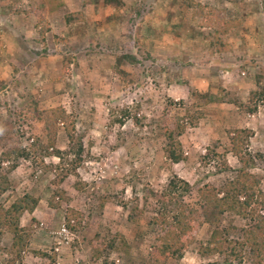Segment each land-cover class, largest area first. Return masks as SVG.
<instances>
[{"label": "rangeland", "instance_id": "1", "mask_svg": "<svg viewBox=\"0 0 264 264\" xmlns=\"http://www.w3.org/2000/svg\"><path fill=\"white\" fill-rule=\"evenodd\" d=\"M263 1L122 0V7L107 8L100 0H0V152L10 145L14 130L15 146L27 147L29 133L44 141L41 123L24 121L16 112L31 97L40 107H63L83 134L85 149L80 165L59 184L54 182L55 171H43L22 157L8 174L10 187L1 203L22 193L39 198L32 214L20 217L29 239L15 264L146 261L157 234L150 190L160 191L175 175L191 185V202L203 184L218 186L231 178L233 171L221 169L220 162L224 159L230 168L238 164L230 153L223 154L236 126L253 131L248 150L264 157V107L247 113L237 104L247 100L245 84L252 82L253 74L264 75ZM71 11H80L83 18L67 27L61 17ZM221 18L239 19L240 25L225 35L230 49L219 55L211 51L209 32ZM44 28L41 41L39 31ZM119 53L139 60L136 68H126L123 81L112 70ZM182 79L189 83H177ZM208 84L217 100L204 105L198 125L179 136L185 159L172 163L162 152V108L168 100H185L189 89ZM179 109L172 106L168 120L175 119ZM55 144L66 148L62 129ZM210 146L221 156L199 162ZM57 160L53 155L44 158L46 163ZM10 162L13 159L2 167ZM253 171L261 176L264 191V158ZM67 208L81 213L78 221L69 220L70 226L64 218ZM223 218L224 223L243 225L230 213ZM212 228L201 224L183 255L162 264L220 261L221 255L197 254ZM117 235L127 248L116 237V248L108 246ZM7 244L4 235L0 264L8 259L2 249Z\"/></svg>", "mask_w": 264, "mask_h": 264}, {"label": "trees", "instance_id": "2", "mask_svg": "<svg viewBox=\"0 0 264 264\" xmlns=\"http://www.w3.org/2000/svg\"><path fill=\"white\" fill-rule=\"evenodd\" d=\"M100 5L107 8H119L123 6V2L122 0H100ZM82 18L80 11H71L64 13L61 20L68 27ZM239 25V19H219L216 28L209 32L213 39L210 42L211 51L219 55L228 51L230 46L225 40V35L232 30H237ZM46 29L39 31L41 41L44 40L43 34ZM137 64L139 60L134 54L119 53L114 56L112 70L123 81L128 76L126 68H136ZM258 67L262 66L258 65ZM262 72L264 73V66ZM252 77V82L245 84L248 86L247 100L237 103L238 107L247 113L255 112L258 106L264 107V81L262 80L264 75L257 73ZM177 83L189 82L182 79ZM209 84L203 89H189L185 100L180 99L177 102L168 100L162 108L160 127L165 140L162 152L172 163L185 159L179 136L188 126L198 125L203 117L201 108L204 105L217 100L215 95L210 94ZM174 105L180 106L181 109L177 110L175 119L168 120V113ZM7 111L10 113L9 110ZM16 112L24 121L41 123L44 129V141L42 142L34 133H29L28 146L18 147L11 141L15 139L17 131L14 130L9 136L10 145L0 152V197L10 187L8 174L17 166L16 161L20 157L36 163L43 171H55L54 182L59 184L68 175L74 173L82 162L85 152L82 142L83 134L78 132L74 118L63 107H40L37 98L31 97ZM116 121L120 120L116 118ZM24 128L26 129V126ZM58 129H62L67 140L64 150H60L55 144ZM252 135L253 131L247 127L236 126L231 130L228 143L223 148V154L230 153L236 158L238 164L230 168L224 159L220 164L221 169L232 170L233 176L225 179L218 186L203 184L196 189L191 202L188 201V197L190 199L192 195L191 185L175 175L168 179L160 191L150 190L156 206L152 223L156 225L157 234L154 243L151 244L148 259L146 261L143 259V262L139 264H162L167 258H180L192 242L198 227L203 223L213 228L206 243L198 247L199 256L221 255L222 259L214 264H245V260H248L249 264H264V191L259 187L261 176L253 171L264 157L259 152L248 150L249 138ZM51 155L58 158L56 163L44 161L45 157ZM220 156V153L215 152L214 146H210L206 154L198 157V161L205 163L211 158ZM12 159L13 162L2 167L1 163ZM184 197H187L186 201ZM38 202L39 198L29 193L15 196L7 204L0 202V241L4 235L8 236V244L2 247L3 252L8 255L4 264H15L26 248L29 233L25 226L20 224V217L26 213L32 214ZM228 213L243 220V225L237 227L229 220L224 223L223 217ZM74 217L78 221L81 213L71 208L65 209L64 218L67 225ZM230 234L235 235L236 238H228ZM115 237L118 244L128 247L121 235L114 236L108 241L109 247L116 248L113 246ZM99 250L98 248L95 257H98ZM107 264L117 263L109 261Z\"/></svg>", "mask_w": 264, "mask_h": 264}, {"label": "built area", "instance_id": "3", "mask_svg": "<svg viewBox=\"0 0 264 264\" xmlns=\"http://www.w3.org/2000/svg\"><path fill=\"white\" fill-rule=\"evenodd\" d=\"M61 230H62V231H65V228L63 227Z\"/></svg>", "mask_w": 264, "mask_h": 264}, {"label": "crops", "instance_id": "4", "mask_svg": "<svg viewBox=\"0 0 264 264\" xmlns=\"http://www.w3.org/2000/svg\"><path fill=\"white\" fill-rule=\"evenodd\" d=\"M37 208V207H36ZM34 215V214H33Z\"/></svg>", "mask_w": 264, "mask_h": 264}]
</instances>
